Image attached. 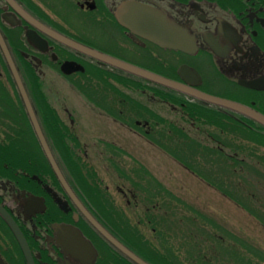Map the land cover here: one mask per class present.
I'll list each match as a JSON object with an SVG mask.
<instances>
[{
    "label": "flooded vegetation",
    "instance_id": "obj_1",
    "mask_svg": "<svg viewBox=\"0 0 264 264\" xmlns=\"http://www.w3.org/2000/svg\"><path fill=\"white\" fill-rule=\"evenodd\" d=\"M10 1L0 0V34L34 114L30 100L32 88L28 82L30 70L40 80L39 89L44 94H47V77H57L74 91L65 76L79 78L77 74L95 66L113 70L57 42L49 34L53 32L178 83H183V80L177 70L186 66L197 75L188 79L192 85H187L191 89L248 107L264 117V0ZM125 3L162 12L166 19L186 29L195 44L194 53L160 48L121 26L114 12ZM26 32L37 36L42 46L31 45ZM2 61L6 67L3 58ZM64 62L75 63L83 71L64 75L60 71ZM6 70L0 63V264H135L97 232L82 210L135 256L147 264H156L141 257L140 250L129 242V235L133 234L126 227H113L110 214L96 211L91 196L81 194L76 178L67 174L63 162L56 156L58 149L64 151V148L47 141L53 136L63 135L64 127L67 138L71 139L67 147L73 154L81 155L86 163L89 162V153L96 158L100 155L98 160L101 162L110 146L117 152L121 151L117 148L119 146L115 147L116 144L109 141L110 137H105L109 135L111 123L127 128L88 105L89 111L99 116L98 120L95 119L99 124L95 131L99 135H96L94 143L85 144V128L79 120L81 115L55 100L53 104L48 98L47 104L57 113L59 124L50 131L42 130L36 114L35 118L71 191L68 195L44 156L51 175L39 163L37 152L42 151L7 67ZM217 109L240 123L246 124L240 118L251 122L247 126L252 134L264 136V128L253 120L227 109ZM128 131L132 138L143 139ZM119 163L121 167V161ZM112 186L125 206L136 201L118 180ZM256 197L251 196V203L258 201ZM251 210V220L264 231V210L258 208L255 211L252 205ZM6 219L14 225L22 246ZM261 264H264V259Z\"/></svg>",
    "mask_w": 264,
    "mask_h": 264
},
{
    "label": "trees",
    "instance_id": "obj_2",
    "mask_svg": "<svg viewBox=\"0 0 264 264\" xmlns=\"http://www.w3.org/2000/svg\"><path fill=\"white\" fill-rule=\"evenodd\" d=\"M0 63L7 72L1 56ZM30 72L31 75L29 74L28 78L32 88L30 100L35 114L40 120L42 130L47 129L50 131V129L56 128L55 125L59 124L57 113L48 106L47 94H44L39 89L40 80L31 70ZM77 75L79 78L65 76L64 79L87 105L108 115L114 121L124 125L128 130L137 133L189 174L202 181L221 196L232 200L241 210L251 215V209L236 197L238 195L240 197L250 196V192L245 190V187H232V190V184L230 183V181H234V178H244V175L241 174V166L244 164V160L239 158L241 151L246 149L250 154L251 148L255 152L259 148L264 150V136L262 134H252L251 128L247 126L251 122L240 118L246 124L240 123L220 113L215 106L192 100L180 93L159 87L121 71L115 69L107 70L105 66H95L90 70L85 69L83 73ZM9 81L13 85L10 79ZM152 100L154 103H152ZM164 106L167 111H174V115H177L178 119L170 120L162 115L159 110L160 107ZM62 129L63 135L53 136L48 138L47 141L51 145L64 148V151L58 149V155L56 156L63 162L67 174L76 178L81 194L91 196L90 198L94 201L93 206L96 211L102 214L103 212L110 214L113 227H126L128 232L133 234L129 235V242L140 250L141 257L144 260L153 261L156 264H182V262L176 260L174 253L169 251L167 247L164 248L163 243L156 242L155 239L161 236L163 228L171 232L178 227V222V224L175 222L172 224L169 221L170 224H168L169 222L167 221L175 216L176 203L185 209L187 208L186 205L157 184L145 169L140 168L138 170L143 175L133 172L132 174H136L135 178H137L133 179V181L129 180L131 186H126L124 189L128 195H133V198L136 199V201H132L136 207L139 204L141 208H144V211H149L150 213L141 212L142 216L138 217L139 222L131 223L125 212L118 211L113 205L114 200L109 195L108 190L102 186L92 166L82 160L79 155L73 154L67 147L68 144L70 145L71 139L67 138L68 135H66L65 128L63 127ZM33 141L35 140L33 139ZM35 147L38 148L36 142ZM109 149L110 151H115L113 146H110ZM111 156L113 157L109 158L107 155L105 158L113 161L117 154L114 152ZM37 157L39 163L51 175L40 150L37 152ZM119 168V175L125 177V173L122 172L125 169ZM121 184L124 187L125 184L123 182ZM149 186L153 188L152 193L148 192ZM143 191L147 193V197L143 200H138V192ZM163 196L170 198L164 200ZM127 198L131 199L130 197ZM153 211H156L158 216L160 215L161 217L162 215L168 220L163 218V221L159 217L161 219L160 222L156 215L152 217ZM195 211L188 212L191 218H194L191 220L192 224H190L192 228L195 225L193 223L195 219L199 218V215L194 213ZM119 216L123 217V219ZM143 217L146 220L145 223L140 219ZM154 218L155 220H153ZM146 227H152L151 234L154 236L153 241L156 244L151 243L144 237L142 230ZM187 228L190 229V227ZM207 229L209 230L208 227ZM207 248L209 249L210 247ZM208 253L212 255V252H206V254ZM215 254V256L214 254L212 255V259L217 260L219 255ZM230 255L233 258L244 257L241 253L230 252ZM206 258L208 257L206 256Z\"/></svg>",
    "mask_w": 264,
    "mask_h": 264
},
{
    "label": "rangeland",
    "instance_id": "obj_3",
    "mask_svg": "<svg viewBox=\"0 0 264 264\" xmlns=\"http://www.w3.org/2000/svg\"><path fill=\"white\" fill-rule=\"evenodd\" d=\"M63 82L64 81L57 77L46 78L45 89L49 100L51 102L55 100L57 104L61 103L65 108L70 110L74 109L76 114H80L81 117H79V120H81V124L85 128L83 142L85 144L94 143L96 141V135H99V132L95 131L96 125L99 127L95 119L99 116L96 114L94 116L89 111L88 105L79 98L70 87H66L65 82ZM52 103L55 104L54 101ZM152 103H154V101ZM159 111L170 120L178 119V116L174 115L175 112L167 111L165 106L160 107ZM91 115H93V117H91ZM104 124L107 125L106 123ZM105 130H107L106 126ZM107 133L109 135L107 136L106 134L105 137H108V139L110 137L109 141L116 144L115 147L119 146L117 148L121 151L117 152L116 150L110 151L107 149L105 157L108 155L109 158H112L113 156H111V154L114 152L118 157H114L113 161L102 158L104 161L101 160V162H99L98 159H100V155L96 158L89 153L88 163L96 171V175L99 181H101L102 186H108V193L114 200L113 205L118 211H124L131 223L139 222L138 217L142 216L144 208H141L139 204H137L136 207L132 201L128 206H125L123 202H120V197L117 195V192L114 191L112 185L118 180L120 183L123 182L125 184L124 188L126 186L128 187L130 185L129 180L133 181V179H136L137 177L135 178V175L137 173L143 175L142 172L138 170L143 168L157 184L181 200L188 208L185 209L183 206L174 203L176 205V214L169 220L162 215L161 217L160 215L158 216L156 211H153L154 213L152 212V217L156 215L158 218H162L163 221V218H165L168 220L167 222L170 221L172 224H174V222L179 223H177L178 227L171 232L163 228L161 231L162 237L160 236L158 239H155L156 242L163 243L164 248L167 247L169 251L174 253L176 260H179L182 264L262 263L264 259V231L254 224V221L251 220V215L241 210L232 200L221 196L202 181L189 174L185 169L166 157L164 153L145 140L141 138H132L130 132L124 127L120 128L114 123H111ZM102 136H104L103 132ZM79 157L82 156L79 155ZM239 158L244 160V164L241 166V174L244 175V178L241 179V177H237L233 179L234 181H230L232 184L231 189L233 190L232 187H245V190L250 192L251 195L246 197H240V195H238L236 197L247 205L249 209H251L252 205L255 211H257L258 208L264 210V150L259 148L255 152L251 148V153L249 154L245 149L240 152ZM120 161L121 168L126 170L122 171L125 173V177L120 176L118 172L120 169ZM97 163H99V165ZM133 172H136V174L133 175ZM149 188L148 192L152 193L153 188L151 186H149ZM138 193L137 195L139 196H136L138 200H143L147 197V193H144V191ZM251 196H257L256 199L258 201L251 203ZM163 197L164 200L170 198L168 196ZM194 210L197 211L194 213L199 215V218L197 217L195 219V222H193L195 225L192 228L190 224H192L191 220L194 218H191L188 212H193ZM144 212L150 213L149 211ZM144 217L140 219L145 223L146 220ZM153 220H155V218ZM170 222L168 224H170ZM206 225L210 231L207 229ZM187 227H190V229ZM151 228L152 227H146L142 230V233H144V237L151 243L153 242L156 244V242L153 241L154 236L151 234ZM207 247H210V251H208L209 249ZM206 252H212L214 256L216 255L215 253H217L219 258L217 257V260L212 259V255L210 253L206 254ZM230 252L241 253L244 257L233 258ZM206 256L208 258H206Z\"/></svg>",
    "mask_w": 264,
    "mask_h": 264
},
{
    "label": "water",
    "instance_id": "obj_4",
    "mask_svg": "<svg viewBox=\"0 0 264 264\" xmlns=\"http://www.w3.org/2000/svg\"><path fill=\"white\" fill-rule=\"evenodd\" d=\"M6 1L8 3L11 2L10 0H6ZM23 17L27 19L25 16ZM114 17L116 18V21L121 26H123L124 28H127L129 31L135 34L141 35L143 38L159 46L160 48L177 50L182 53H189V54L194 53L196 49L195 44L190 38L188 31L184 28L179 27L172 21H169L168 19H166V16L162 12L149 9L147 7H143L135 3H125L114 12ZM49 34L57 42L65 45L66 47L74 51H77L87 56L88 58L96 62H99L103 65H106L108 67L121 71L130 76H133L141 80H144L146 82L152 83L159 87L180 93L184 96H188L202 103L215 106L218 108L227 109L229 111H232L234 113H237L241 116H244L248 119L253 120L254 122H256L257 124H259L260 126L264 128V117L260 115L259 113L253 111L252 109L239 105L237 103L231 102V101L212 97V96L203 94L197 90L191 89L188 85H192V84L188 82V79L195 78L197 77V75L192 69L186 66H180L177 70L178 75L183 80V83H178V82L169 80L167 78H164L160 75H157L155 73L144 70L142 68L133 66L131 64L125 63L117 59H114L105 54L97 52L95 50L89 49L83 45L73 42L56 33L51 32ZM25 35H26L27 41L34 47L42 46V41L39 40V38L35 36L34 34H30L26 32ZM0 54L6 64L7 69L10 72V75L18 91L19 97L22 101V104L28 116L30 125L32 127V130L34 132V135L36 137V140L42 151L44 158L46 159L52 173L55 175L56 179L61 184L65 192L68 195H71V191L69 187L67 186L66 182L64 181L48 149L46 141L41 133V130L35 118L33 109L24 92L22 83L19 79L15 66L9 55V52L6 48L4 39L1 36V34H0ZM60 71L64 75H69L77 71L82 72L83 68L75 63L64 62L60 66ZM82 212L84 213L85 217L90 222V224L97 230V232H99L103 236V238H105V240H107L117 251H119L127 259H129L135 264H147L143 260L135 256L133 253H131L128 249L123 247L120 243H118L93 218H91L87 213H85L84 210H82ZM6 222L8 226L10 227V229L13 231V233L16 235L20 245L22 246V243L18 235L14 231V225L12 224L10 220L6 219ZM27 258H28V255H27Z\"/></svg>",
    "mask_w": 264,
    "mask_h": 264
}]
</instances>
